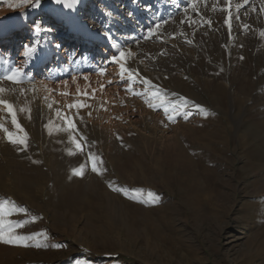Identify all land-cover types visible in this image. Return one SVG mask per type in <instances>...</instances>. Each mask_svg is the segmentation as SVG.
<instances>
[{
    "label": "rangeland",
    "instance_id": "rangeland-1",
    "mask_svg": "<svg viewBox=\"0 0 264 264\" xmlns=\"http://www.w3.org/2000/svg\"><path fill=\"white\" fill-rule=\"evenodd\" d=\"M177 1L162 20L138 27L139 38L124 40L129 50L105 54L95 73L123 64L134 82L120 74L119 85L91 82L104 92L84 94L74 66L79 46L57 63V49H67L57 34L49 47L58 65L49 70V62L47 73L32 74L18 61L0 72L22 74L20 84L0 79V98L14 105L27 134L23 147L0 131V206L27 238L0 243V264H264V0H232L231 32L226 0H206L195 11ZM96 4L89 2L87 15ZM59 7L57 0L38 7L36 0H0V26L28 24L43 44L39 34L53 26L39 17ZM26 40L19 39L13 61ZM120 51L126 57L118 63ZM157 91L163 104L152 96ZM78 102L88 107H67ZM57 111L74 120L75 132ZM0 123L16 132L2 107ZM90 154L102 161L99 173ZM81 166L83 176L73 175Z\"/></svg>",
    "mask_w": 264,
    "mask_h": 264
},
{
    "label": "bare ground",
    "instance_id": "bare-ground-1",
    "mask_svg": "<svg viewBox=\"0 0 264 264\" xmlns=\"http://www.w3.org/2000/svg\"><path fill=\"white\" fill-rule=\"evenodd\" d=\"M158 1L156 0H136L131 5L132 7L131 11H133L134 13L133 17H136V21H139V23L136 24L137 27H134L135 25L130 26L129 32L125 31L124 34L117 32L116 23L115 24L113 23L109 29L107 30L105 29L107 31L106 32L104 30V27L99 26L100 23L98 21L100 20V17L98 18L97 15H94V14L87 15L86 6L88 3V0H80L81 6L78 3H75L74 0H61L59 10H57L56 12L55 11L44 12V14H42L39 17L40 21L38 20V22H40L41 25L46 22L51 23L50 25H52L53 28H50L49 30H47L48 32L45 31V29H43L41 33L42 35L39 34V38L40 36L44 38L43 44H40L37 41L38 38L36 40L35 38L32 37V33L29 30L30 27L28 24L18 25V27L16 28L13 26L8 28L7 25L3 24V26H0V46H4L2 49H4V52H6V55H5L4 62L1 61L2 59H0V72L3 71L4 68L6 69V71L7 70L9 71V69H11V67L14 66L13 63L15 62L17 63L18 61V64H21L22 65L21 68H23L24 70H32V74L33 73L34 74H44V73H47V70H45V65L51 62L50 66L47 67V69L50 70L51 66L55 67L58 65L57 63L59 62V58L62 57V54L68 53V50L71 47L79 46V49L76 52H74L75 53L74 56H76L75 58L78 59L76 60V62H74V66L75 68L77 67V70L75 71L77 74V77L78 76L81 78L83 77L84 82H85L84 84L86 85V87H84L81 91L85 90V92L90 91L93 93V89H94L95 95H96L98 94L97 91L103 90L105 88L103 86L111 82L112 84L113 82H115L116 84L119 85V83L121 82L120 81L121 71L113 72L109 70V72H103L101 68L102 72L100 74H95V73L97 69H100V67H102V65L104 64L102 62V58L105 56V54H109L111 51L112 52L117 51L123 47H126V50H129V46H126L127 44H129V42H126V43L124 42L126 40H129V38L131 37L130 35L140 34V31H138V27H142V29H144L145 27H148L147 25L150 24L149 21L152 20L153 16L155 20L159 19L160 16L161 17L163 16L160 13H163L164 8L162 5H159L160 2ZM203 2L204 0H201V3L198 4V6L199 5L201 6ZM177 3L191 5V0H178ZM156 8H158V10H156L157 12H155ZM0 24L2 25V23ZM55 29L57 31H55ZM58 31L60 33H57ZM45 32H47V34H45ZM52 34H57L58 38H60L62 42H66L64 45L67 46V49L64 48L65 49L64 52L57 49L58 50L57 59H56L57 63L53 65H51L53 63V60H52L53 57L51 54L53 50H51V48L49 47L50 43L52 42L53 36H50ZM24 35H26L27 37V40L25 41V44H24V48L22 49L21 53L17 54L18 55L17 60L13 61L14 57L12 56H13V53L16 51L15 49L17 48V45H18L17 43L19 42V39L22 38ZM113 37L116 39H114ZM118 37H120L119 41H117ZM57 44H59V42ZM32 45L34 47H32ZM47 46L49 48H47ZM57 46L55 47L57 48ZM31 47L35 48V50L34 49L31 50ZM34 53L37 54V57L34 56ZM96 56H100L101 58L97 60V63H93L94 58H96ZM130 56L127 59L133 65V62ZM84 73H89V74H86L83 76ZM92 73H94V75ZM77 79L79 78H75L72 80L76 81ZM91 82H93V84H91ZM90 84L95 85V86L100 84L103 86L102 88L97 87L98 89H95L96 88L95 86H93L95 88L93 87L90 88L89 87L91 86ZM45 85L47 84L45 83ZM117 88H120V87H116L113 89L111 88V89L117 93L118 92ZM111 89L109 90L111 91ZM85 92L83 91L84 94ZM115 92H113V95L116 94ZM107 95L106 93L102 94L103 97H107ZM115 99L117 100V98Z\"/></svg>",
    "mask_w": 264,
    "mask_h": 264
},
{
    "label": "snow or ice",
    "instance_id": "snow-or-ice-1",
    "mask_svg": "<svg viewBox=\"0 0 264 264\" xmlns=\"http://www.w3.org/2000/svg\"><path fill=\"white\" fill-rule=\"evenodd\" d=\"M57 2L59 3V2H61V0H57ZM204 2L206 3V0H204ZM247 2H248V0H245V3H247ZM200 3H201V0H191L190 6L193 9V11L196 10L198 4H200ZM226 3H227V7L225 9H223V11H226L228 13V16H227L225 23L227 24L229 32H231L232 19H233L232 15H231L232 0H226ZM36 6L37 7L39 6V0H36ZM239 7H240V5L238 4L237 8H239ZM260 10L264 11V2H262L261 6H260ZM211 23H212V21H207V24L211 25ZM159 28H160V25H157L156 30H158ZM245 29L247 30V26H245ZM37 31H39V28H37ZM259 34L262 38H264V31H261ZM149 35H152V33H149ZM173 38H175V37H173ZM128 55H130V53H128ZM125 57H126V53L124 51H120L119 59L117 60V62L119 63L120 61H124ZM114 59H116V58L114 57ZM124 74H127L128 77L130 79H132L134 82L136 73L130 71L127 68H124L123 64H121V75H124ZM21 75L22 74L20 73V70L16 69L12 73H10V74H8L5 77L0 78V79H5L8 81H11L14 84H20L23 82L21 80ZM144 83L151 87V81L145 80ZM5 91H6L5 88L0 87V96H2L5 93ZM129 91H132V89L129 88ZM61 95H68V93H61ZM81 95H84V94L81 93ZM152 96L154 99L160 100L161 103L163 104V98L160 96L158 91L153 92ZM185 103H187V101H185ZM0 107L7 110V114L11 117V123L15 127L16 132L13 133L12 131H10L7 127H5V125L3 123H0V131H2L6 135V138H7L9 143H11L13 145H19V146L26 147L27 134L24 132L21 124L18 122L17 110L15 109L14 105L11 102H8V101L0 98ZM51 107H52V105L50 104L49 108H51ZM67 107L69 109H72V108L81 109L83 107H88V105L78 102L76 104H69ZM196 107H199V106L197 105ZM171 108H173V109L176 108V105H171ZM20 110L29 112V114H30V109L25 108V109H20ZM164 111H165V113H169L170 108L168 105H164ZM56 115H57V117L63 118L64 123H65L66 128L69 131V133L75 132L77 130L76 124L74 123V120L72 118H69L67 115L62 114L59 111H57ZM185 115H187V113H185ZM169 119L174 120V116L170 115ZM70 142L73 145H75L77 150H81L82 145H81L80 141L76 138V136H74V135L71 136ZM69 154L73 155L75 153L69 152ZM89 159L92 161L91 170L93 172L99 173L101 170L98 168V165L100 163H102V161L98 157L92 156L91 154L89 155ZM83 174H84L83 166H81L78 169H73V175L83 176ZM114 190L120 191L121 189H114ZM153 199H155V196H153ZM9 203H11V202L6 201L5 205H7ZM11 214H12L11 210L7 209L6 206H0V243L20 244L27 238L16 234V231H15L16 225H14L12 223V221L6 219V217L11 216ZM24 246H27V245H24Z\"/></svg>",
    "mask_w": 264,
    "mask_h": 264
},
{
    "label": "built area",
    "instance_id": "built-area-1",
    "mask_svg": "<svg viewBox=\"0 0 264 264\" xmlns=\"http://www.w3.org/2000/svg\"><path fill=\"white\" fill-rule=\"evenodd\" d=\"M135 1L136 0H132L130 3H128V0H116L115 3L111 1L112 4L107 3L106 1L100 3V20L103 21L104 24L111 26L113 23H116L117 32L124 34L125 31H129L130 26L139 23V21H136V17H133V11L128 10V7L131 6Z\"/></svg>",
    "mask_w": 264,
    "mask_h": 264
}]
</instances>
